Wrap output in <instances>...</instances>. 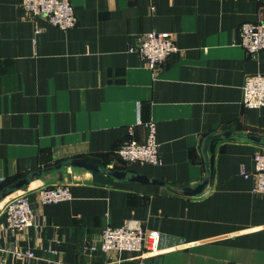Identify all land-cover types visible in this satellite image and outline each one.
<instances>
[{"label": "crops", "instance_id": "0c3cea01", "mask_svg": "<svg viewBox=\"0 0 264 264\" xmlns=\"http://www.w3.org/2000/svg\"><path fill=\"white\" fill-rule=\"evenodd\" d=\"M70 2L77 23L63 30L0 0V226L20 192L35 213L25 230H2L0 264H264V193L253 190L264 107L243 104L264 48L252 56L236 41L241 23L264 20V0ZM150 30L172 32L178 47L153 68L134 48ZM148 122L159 161L123 160L117 146L145 141ZM205 176L200 193L182 190ZM57 184L69 197L41 203L38 188ZM124 225L158 231V250L88 249L105 226Z\"/></svg>", "mask_w": 264, "mask_h": 264}, {"label": "built area", "instance_id": "2783aa9c", "mask_svg": "<svg viewBox=\"0 0 264 264\" xmlns=\"http://www.w3.org/2000/svg\"><path fill=\"white\" fill-rule=\"evenodd\" d=\"M20 6L32 16L45 18L50 24L63 30L76 25L77 17L70 0H20ZM237 43L249 55H257L264 48V20L245 21L240 24ZM140 60L150 68L163 64L178 50L174 34L169 31L150 30L138 35L135 44ZM243 104L249 107H264V74L255 73L246 77L243 85ZM148 136L145 141L126 139L116 148L117 154L125 161L156 164L159 161V144L155 138V125L148 122ZM255 192L264 193V150L253 155ZM244 175H247L245 172ZM69 187L65 184L43 185L38 188L41 203H54L68 198ZM4 229L22 231L33 224L34 209L27 193L20 192L10 197L4 204ZM161 235L158 231L141 226H105L100 234L98 245L92 244L90 250H127L155 252L158 250ZM32 255L31 252L27 253Z\"/></svg>", "mask_w": 264, "mask_h": 264}, {"label": "water", "instance_id": "95a60500", "mask_svg": "<svg viewBox=\"0 0 264 264\" xmlns=\"http://www.w3.org/2000/svg\"><path fill=\"white\" fill-rule=\"evenodd\" d=\"M250 137L253 139H258L255 136H250ZM67 163L70 165H73V166L84 167V168L91 170V171H94V172L105 173V174H108V175L113 176L115 178L128 179V180L136 181V182H140V183L164 184V182L161 180L149 178L143 174L132 173V174H129V176H128V173L125 170L106 169V168H104L103 165L92 162V161L87 160L85 158H73V159L69 160L68 162H66V164ZM64 164L59 163L56 167L58 168ZM47 170H52V167H48V168L44 169V171H47ZM40 172L41 171H39L38 173H40ZM38 173H36V174H38ZM27 181L28 180L26 178H24V179L20 180L19 182H17L15 187L16 188L23 187L24 185H26ZM207 181H208V176H205V178L201 182H199L196 186L183 187L182 190H184L185 192H188V193H192V194L200 193L203 190V188L205 187Z\"/></svg>", "mask_w": 264, "mask_h": 264}]
</instances>
